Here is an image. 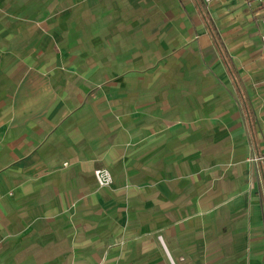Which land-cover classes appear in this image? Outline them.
Segmentation results:
<instances>
[{"label": "crops", "instance_id": "obj_1", "mask_svg": "<svg viewBox=\"0 0 264 264\" xmlns=\"http://www.w3.org/2000/svg\"><path fill=\"white\" fill-rule=\"evenodd\" d=\"M263 17L0 0V264H264Z\"/></svg>", "mask_w": 264, "mask_h": 264}, {"label": "built area", "instance_id": "obj_2", "mask_svg": "<svg viewBox=\"0 0 264 264\" xmlns=\"http://www.w3.org/2000/svg\"><path fill=\"white\" fill-rule=\"evenodd\" d=\"M247 2L251 6L258 5V6L264 7V0H247ZM262 23L264 26V17L262 18ZM262 41L264 43V34L262 35ZM250 162L253 163L254 165L260 164L264 162V156L254 155L251 158ZM95 178L100 187H109L113 184V177L110 174V172L107 170H96Z\"/></svg>", "mask_w": 264, "mask_h": 264}]
</instances>
